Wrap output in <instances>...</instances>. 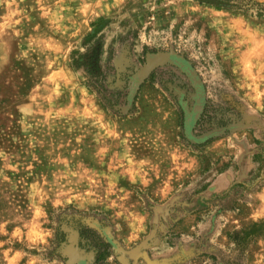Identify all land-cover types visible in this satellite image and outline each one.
<instances>
[{
  "label": "rangeland",
  "instance_id": "1",
  "mask_svg": "<svg viewBox=\"0 0 264 264\" xmlns=\"http://www.w3.org/2000/svg\"><path fill=\"white\" fill-rule=\"evenodd\" d=\"M231 1L0 0V264H264V0ZM100 19L112 106L70 62Z\"/></svg>",
  "mask_w": 264,
  "mask_h": 264
},
{
  "label": "trees",
  "instance_id": "2",
  "mask_svg": "<svg viewBox=\"0 0 264 264\" xmlns=\"http://www.w3.org/2000/svg\"><path fill=\"white\" fill-rule=\"evenodd\" d=\"M227 1L232 2L231 0ZM225 8L243 13L247 11L242 7L233 6L232 3L231 5L228 4V7ZM261 11L260 16H264V8ZM104 23L105 20L100 19L92 24V31L85 35L82 40L81 46L83 51L72 52L70 62L74 69L83 71L86 77V85L95 90L107 105L112 106L115 94L111 93L106 86L107 73L102 64L105 43L101 31ZM79 236L81 242L85 239V244L93 247L96 261L104 258L109 253L110 244L104 241L95 230L87 227L81 228Z\"/></svg>",
  "mask_w": 264,
  "mask_h": 264
},
{
  "label": "crops",
  "instance_id": "3",
  "mask_svg": "<svg viewBox=\"0 0 264 264\" xmlns=\"http://www.w3.org/2000/svg\"><path fill=\"white\" fill-rule=\"evenodd\" d=\"M191 120H190V122H191ZM192 124H190V125H192ZM219 143L220 142L218 141V142H214L212 145L210 144L211 145L210 148L213 149L215 146L220 145ZM234 177L235 176H234L233 172H230V173L226 172V173H222V174L218 175L217 178L214 180V182L211 184V186L208 187V191L209 190L214 191L217 187V188H219L218 191L225 192L226 190H228L230 185L234 182V179H235ZM142 230H143V228H141L140 231L138 232V233H140V235L142 234ZM136 235H135V233H131V234H129V237H127L126 240H132L136 237ZM126 240L124 239V241H126Z\"/></svg>",
  "mask_w": 264,
  "mask_h": 264
},
{
  "label": "bare ground",
  "instance_id": "4",
  "mask_svg": "<svg viewBox=\"0 0 264 264\" xmlns=\"http://www.w3.org/2000/svg\"><path fill=\"white\" fill-rule=\"evenodd\" d=\"M153 58V57H152ZM165 60V59H164ZM154 63V62H153Z\"/></svg>",
  "mask_w": 264,
  "mask_h": 264
}]
</instances>
